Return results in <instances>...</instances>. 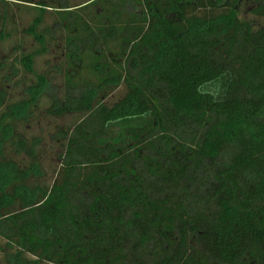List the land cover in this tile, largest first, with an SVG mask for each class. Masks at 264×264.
<instances>
[{
  "label": "trees",
  "instance_id": "16d2710c",
  "mask_svg": "<svg viewBox=\"0 0 264 264\" xmlns=\"http://www.w3.org/2000/svg\"><path fill=\"white\" fill-rule=\"evenodd\" d=\"M0 40V264H264V0H0Z\"/></svg>",
  "mask_w": 264,
  "mask_h": 264
},
{
  "label": "rangeland",
  "instance_id": "374dc122",
  "mask_svg": "<svg viewBox=\"0 0 264 264\" xmlns=\"http://www.w3.org/2000/svg\"><path fill=\"white\" fill-rule=\"evenodd\" d=\"M7 1V0H6ZM11 2V1H9ZM29 20V18H26V22ZM49 20V19H48ZM47 20V21H48ZM50 21V20H49ZM6 44H8L5 41H1L0 40V58L4 57V58H9L10 60V56H14L13 50L10 49L9 46H7ZM26 48V47H25ZM20 53V52H19ZM22 55V53H21ZM50 61V63H53L54 61V56L53 57H48L46 58ZM42 65L41 60L37 61L36 63V67H40ZM124 86H121L110 98H109V103H114L116 100H118L119 98H121L123 96L124 93ZM73 120L72 118H65V119H61L57 122L53 121V120H49L47 123L48 126V130L49 132H53L55 125H62V126H66L69 124V122ZM53 153H49L47 155V158L45 159V165L47 166V168L51 169L52 166H54V162L52 160H50L52 158Z\"/></svg>",
  "mask_w": 264,
  "mask_h": 264
}]
</instances>
